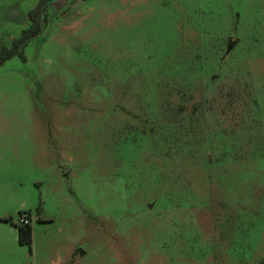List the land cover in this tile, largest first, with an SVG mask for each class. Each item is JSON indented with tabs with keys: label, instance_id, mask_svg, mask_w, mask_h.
Listing matches in <instances>:
<instances>
[{
	"label": "rangeland",
	"instance_id": "obj_1",
	"mask_svg": "<svg viewBox=\"0 0 264 264\" xmlns=\"http://www.w3.org/2000/svg\"><path fill=\"white\" fill-rule=\"evenodd\" d=\"M37 2L0 0V264H264V0H60L22 60Z\"/></svg>",
	"mask_w": 264,
	"mask_h": 264
},
{
	"label": "trees",
	"instance_id": "obj_2",
	"mask_svg": "<svg viewBox=\"0 0 264 264\" xmlns=\"http://www.w3.org/2000/svg\"><path fill=\"white\" fill-rule=\"evenodd\" d=\"M60 1V0H38L37 4L28 11V20L30 22L29 27L22 31L21 36L18 40H16L13 43V46L15 48V55L19 56L22 60L23 55H22V47L26 45V43L31 40L39 37L41 34V30L46 24V19H45V11L48 6H51V4ZM1 53V51H0ZM11 56V55H10ZM6 58L0 59V62H3ZM24 211H18L17 216H22ZM29 215V213H28ZM5 221L12 222L16 225L17 230H18V241L20 244H26L30 245L31 244V224L23 225V224H18L12 221L11 218L9 219H4Z\"/></svg>",
	"mask_w": 264,
	"mask_h": 264
},
{
	"label": "crops",
	"instance_id": "obj_3",
	"mask_svg": "<svg viewBox=\"0 0 264 264\" xmlns=\"http://www.w3.org/2000/svg\"><path fill=\"white\" fill-rule=\"evenodd\" d=\"M13 146L14 147L16 146V149H15V155L12 156L13 157L12 161H15L16 159L19 161L27 159V155H26L27 151H26V142L25 141H24L23 145H21V141H18V144H16V145H10L8 147L9 150H13ZM3 221L6 223H9V225L11 226V229L13 227V229H14L13 231H15V240H17V242L19 243V241H18V230H17L16 225L12 222H9V221H5V220H3ZM83 254L85 255V253H83ZM70 259H71L70 262H72V264H73L75 262L76 257L71 256Z\"/></svg>",
	"mask_w": 264,
	"mask_h": 264
},
{
	"label": "built area",
	"instance_id": "obj_4",
	"mask_svg": "<svg viewBox=\"0 0 264 264\" xmlns=\"http://www.w3.org/2000/svg\"><path fill=\"white\" fill-rule=\"evenodd\" d=\"M18 224H23V225H27L31 223V216L30 214H23L22 216L18 217Z\"/></svg>",
	"mask_w": 264,
	"mask_h": 264
}]
</instances>
